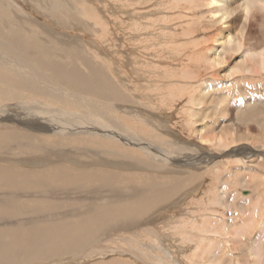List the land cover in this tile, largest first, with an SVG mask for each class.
<instances>
[{"label":"rangeland","instance_id":"374dc122","mask_svg":"<svg viewBox=\"0 0 264 264\" xmlns=\"http://www.w3.org/2000/svg\"><path fill=\"white\" fill-rule=\"evenodd\" d=\"M10 1L40 32H50L43 34L55 41L53 45L68 52L64 61H72V57L82 51L92 65L102 68L135 103L115 104L98 99L84 100L85 97L60 91L45 92L44 87L49 84L43 78L44 83L39 78L36 81L27 76L26 79L21 78L0 62V107H14L22 101L35 102L39 108H57L86 115L98 113L94 109L103 108L105 112L101 115L104 118H111L129 134L154 143L156 147L161 146L168 151L167 157L147 153L145 149L132 145V140L125 142L119 138H108L98 141L73 136L66 141L64 148L75 154L70 152L58 156L65 158L62 162L76 168L97 167L119 172L121 180L130 181L119 187V191L124 193L122 202L141 198L140 182L149 178L157 177L161 183L179 185L170 201L160 204L150 215L140 217L139 223L132 224L135 227L128 229L126 226L125 230L113 232L109 240L101 242L104 244L102 250L89 246L84 253H70L63 259L52 258L46 264H96L114 258L130 260L134 264H264V72L254 76L242 73L231 84L214 86V83L224 81L226 67L236 68L235 63L240 58L235 54L223 67L207 69L199 66L201 58L189 54L194 47L188 44L190 38L182 34L195 16V22L199 17V21L208 26V19L201 16L208 10L204 6L206 0ZM192 25L194 27V23ZM199 26L191 29H197L193 36L198 40L220 28L203 31ZM207 42L205 45H209ZM58 56L60 59L62 55ZM73 61L83 67L79 61ZM187 66L196 70L199 67L195 79H182L180 76L181 70ZM204 81L209 86V95L205 96L204 112L200 110V124L189 125L190 95L196 94L198 99ZM39 82L43 84L40 86ZM62 91L67 92V89ZM215 98L223 100L220 108L207 106ZM16 106L10 111L17 112ZM16 120H1L0 126L11 124L21 131L31 130V126ZM224 122H235L236 127L232 131L234 137L228 129L222 133L227 138L226 144H230L229 148L224 147L218 138ZM35 132L46 139H53L48 137L55 133L42 129ZM44 143L47 142L40 145ZM238 148L239 151H234ZM106 151L113 152L115 156L102 153ZM84 152L93 153L95 157L99 152L102 162H93L94 157L82 155ZM14 153L8 151L5 153L8 157L3 154V158L18 159ZM198 154L200 161L194 158ZM181 155L188 156L189 164ZM109 159L111 161H107ZM17 165L37 169L54 163L46 160L31 165L19 162ZM148 188L147 185L145 189ZM87 192L70 191V197L77 202L84 200L83 205L88 202L112 203L118 199V196H112L114 191L110 193L107 189ZM23 194L25 200L33 199L32 202L37 200V195H43L28 189H24ZM9 196L10 191L0 198L8 201ZM58 196L57 193L50 194L52 199ZM41 211L42 206L29 210L35 218L40 216L38 221L32 222L47 220L45 217L41 219L45 215ZM34 215L22 217L32 218ZM67 216L58 213L52 220L60 221ZM103 250L112 251L101 255L105 252Z\"/></svg>","mask_w":264,"mask_h":264},{"label":"bare ground","instance_id":"6f19581e","mask_svg":"<svg viewBox=\"0 0 264 264\" xmlns=\"http://www.w3.org/2000/svg\"><path fill=\"white\" fill-rule=\"evenodd\" d=\"M206 2L204 6L208 7L207 12L202 14L203 10L202 15L199 14L208 19V26L203 23L204 21H199V17L198 21L195 22V16V19L188 24V29L182 34L185 35V38H190L188 44L194 47L189 54L192 53L201 58L202 62H199L197 58L199 66L203 65L207 69L223 67L229 59H233L232 57L235 54L240 58L235 63L236 68L233 66L232 68L230 64L229 68L226 67L224 81L214 83V86H222L229 82L231 84L232 80L242 73L253 76L263 73L264 0H206ZM195 5L198 7L199 4ZM205 18L201 17V19ZM189 19L191 20V18ZM193 23L195 28L198 25L203 27V31L217 29V26H220V28L215 33L208 36L203 35V39L198 40L193 36L197 29L191 31L194 28ZM43 33L50 32H40L36 25L21 13L15 3L10 0H0V62L6 64L8 70L13 73L16 72L21 78L31 77L33 81L39 78L43 82V78L46 84H49L44 87L45 92H50V90L54 93L60 91V93H69L79 98L85 97L84 100L98 99L101 102H114L115 104L130 103L131 101L135 103L133 99L131 100L129 96L123 93L102 68H96L95 65H92L89 57L84 55L82 51L76 57L73 56L72 61H64L68 52L62 51L53 45L55 41L49 35ZM205 41H209L207 42L209 45H205ZM188 44L184 43L183 45ZM57 53L62 55L60 59ZM73 60L79 61L84 68ZM196 68L200 70L199 67ZM198 70L188 67L183 71L181 70L183 73H180V76L182 79L190 80L191 77L195 79ZM43 83L39 82L38 84L41 86ZM205 84L204 81L203 85L201 84L203 87L200 86V96L202 98L199 96L197 99L196 94L190 95L189 103L192 108L189 125L200 124L201 113L204 112L203 107L206 103L205 96L209 92V86ZM62 88H66L67 92L62 91ZM219 99H213L214 102L209 103L207 106L213 107V109L220 108L223 100L220 101ZM22 102L17 106L14 105V107H0V121L18 119L17 122L31 126L30 131L18 130L19 127H12L11 124L0 126V196L10 191L8 201L0 198V264H22V262H26V264H46L51 262L52 258L63 259L65 255L70 253H84L89 246H96L102 250L104 244L101 242L106 241V239L109 240L113 232L125 230L126 226L128 229L135 227L132 225L133 223H139L140 217L150 215V212L154 209L170 201L174 191L179 187L178 184V186L173 184L174 182L164 184L157 177L154 179L148 177L147 181L140 182L141 187L139 188L142 189L143 194L141 198H137L133 202L132 200L122 202L121 197L124 196V193L119 191V187L129 180H121L119 172L115 173V171L97 167L76 168L65 164L62 162L65 161V158L58 156H63L65 153L70 154V152L75 154L70 149L64 148L66 141L73 136L98 141L119 138L125 142L132 140V145H136L142 150L145 149L148 151L147 153L153 152L154 155H162L165 158L168 151L161 146L156 147L154 143L146 142L135 134L132 135L133 133L129 134L123 131L114 120L104 118L101 115L105 112L103 108H96V110L93 108L98 113L94 114L92 112L91 115H86L57 108H39L40 106H36L35 102ZM15 106L18 111H10V108H15ZM101 109L103 112H101ZM13 112L15 113L13 114ZM10 114L14 116L11 117ZM235 128V122H224L220 127L218 138L224 147L229 148L230 144H226L227 138L222 133L226 132L227 129L228 132H232ZM36 129L53 130L55 133L48 137L53 139H46L47 137L39 135L35 132ZM234 135L235 133L232 132L231 136L234 137ZM107 140L105 143H107ZM147 140L149 139L147 138ZM35 142L39 144L36 145ZM41 142L47 143L40 145ZM8 151L11 153L16 152L14 154L17 155L18 159L3 158L4 155L8 157L5 154ZM234 151H239V148ZM93 153L84 152L81 154L94 157L93 162H102V155L97 152L95 157ZM171 153L173 155V152ZM109 154L115 156L113 152ZM181 156L184 157L183 159H187L186 164H189L188 156ZM75 158L74 160L77 161L79 154ZM194 158L199 161L201 159L199 154ZM46 160L52 161L54 165L42 168L36 167L37 169L17 165L19 162L31 165L32 163L37 164V162L43 163ZM6 161L18 163L6 164L4 163ZM147 185L149 190L145 189ZM24 189L36 191L38 194L43 195H37V200L34 202H32L33 199L27 198L25 200ZM106 189L110 193L114 191L115 194L112 196H118V199L112 203L88 202L83 205L84 200L77 202L70 197V191L82 193L85 191L99 192ZM51 193H57V196L61 194V196L52 199L50 198ZM109 194L104 195L108 197ZM125 199L127 200V196H125ZM39 206H42L41 212L45 214L41 219L45 217L47 220L40 223L32 222L33 220L38 221L40 216L38 219L35 218L34 213L29 212V210H36ZM61 210H63V213H61ZM58 213L69 216L60 219V221H53V215L57 216ZM26 214H32L34 217L23 218L22 216ZM136 229L138 230V227ZM103 251L105 252H102L101 255H105L112 250ZM84 258H88V256H84ZM96 264L134 263L130 260L114 258L109 261H98Z\"/></svg>","mask_w":264,"mask_h":264}]
</instances>
